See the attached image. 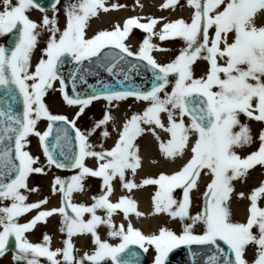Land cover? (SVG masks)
<instances>
[{
	"label": "snow or ice",
	"instance_id": "snow-or-ice-1",
	"mask_svg": "<svg viewBox=\"0 0 264 264\" xmlns=\"http://www.w3.org/2000/svg\"><path fill=\"white\" fill-rule=\"evenodd\" d=\"M186 4L192 9L189 19L164 22L159 31L156 26L164 18L147 17V22L141 23V18L133 16L125 19L122 27L117 24L112 30L89 36L91 18L124 5L108 0H64L61 5V0H49V6L44 7L38 0H0V36H14L9 47L0 45V257L9 251L10 238H14L15 264H41L40 258L47 264H141L140 254L130 246L143 254L153 250L152 264H167L173 250L192 245L207 250L202 264H264V207L258 205L264 199V181L250 193L235 188V182L243 183L250 170L264 168V0H186ZM177 6L179 0H166L161 5L164 9ZM61 7L63 28L59 26ZM33 9L42 13L39 22L28 15ZM133 29L146 34L135 51L125 43ZM44 32L48 33L45 45L33 64ZM153 36L161 42L179 38L183 46L169 62L160 63L151 53L171 49L153 44ZM85 61L109 73L125 66L128 72L138 73L144 67L151 73V87L144 91L103 90L82 98L76 92V80L84 79L79 73L89 71L83 66ZM197 61L205 62L204 73L198 77L193 70ZM66 62L76 66L70 72L71 96L65 91L61 74ZM56 81L63 101L78 106L71 119L53 114L44 102L49 90H56ZM129 97L145 102L146 107L127 117L118 128L108 110L87 131L76 126L93 101L103 99L112 106ZM17 99L22 102L20 114L12 109ZM41 120L47 122L43 132L38 130ZM252 121L261 125L255 135L249 123ZM109 122L117 133L113 145L105 149L102 144L90 143L89 137L97 129H102V138L109 137L104 127ZM56 124L59 127L55 128L51 148H60L62 159L50 150L48 142ZM161 132L167 139L161 138ZM146 133L157 141L164 159L180 158L183 163L171 173L161 171L136 182L134 177L142 168L136 140ZM30 136L38 138L45 164L26 150ZM73 140L75 152L70 147ZM253 145L254 150L240 154ZM89 158L94 160V167L87 166ZM46 167L71 169L74 174L52 179L50 192L59 195V207L42 210L49 197L29 203L23 192L39 191L29 188L28 180L32 174H44ZM202 176L207 180L200 192ZM88 177L100 179V194L92 195L91 203L74 202L73 194L85 191ZM117 180L127 193L152 186V211L148 215L165 214L179 220L181 231L161 226L158 232L145 234L134 227L129 215L141 218L145 213L137 210L136 201L128 194L111 199ZM177 190L180 198L175 195ZM193 192L201 199L195 213L191 211ZM233 196L249 201L244 222L232 219ZM33 210L36 215L19 222ZM120 213L127 224L113 222V216ZM53 215L59 216V230L66 237L63 246L53 250L47 233L42 243L30 242L25 234ZM100 226L106 227L108 238L118 242L102 239ZM77 236L90 237L91 251L76 255L79 249L73 237ZM250 247L254 249L251 261L247 258Z\"/></svg>",
	"mask_w": 264,
	"mask_h": 264
},
{
	"label": "bare ground",
	"instance_id": "bare-ground-1",
	"mask_svg": "<svg viewBox=\"0 0 264 264\" xmlns=\"http://www.w3.org/2000/svg\"><path fill=\"white\" fill-rule=\"evenodd\" d=\"M109 3H116L117 5H124V7H118L115 10H110L107 13H99L98 17L91 18L89 21V27L87 29L88 35L91 36L96 31L99 30H105V27L109 26L111 28L112 22L110 20H117L119 22L122 21L124 17L133 16L136 15L137 17H142L143 21H146L147 17H160L164 18L161 23L174 20L175 18H184L187 19L188 13H189V7L186 4V0L183 4H181V0H179V6L175 8H167L164 9L161 7L163 3L162 0H108ZM133 3V7L132 4ZM131 4V6H130ZM62 5V3H61ZM142 5V6H141ZM30 18L34 21H40L42 14H36L34 12L28 13ZM50 14V13H49ZM110 22V23H109ZM65 23V18L63 15V10L61 7V12L59 14V26L63 28ZM161 24V25H162ZM160 24L157 25L159 27ZM113 26H115L113 24ZM48 35L47 32L42 33L41 37L39 38L44 39ZM178 39V38H177ZM177 39L172 40V42L176 41ZM125 43H128L133 50L137 48V42L135 38H132L131 35H129ZM44 46H38L36 52L33 55V60L35 57L38 58L40 54V49H42ZM171 48L176 50V48H180L179 46L176 47L175 44H171ZM170 48V49H171ZM170 52H165L163 54L162 52L156 51L152 55L155 57V59L160 63H166L169 62L170 59L174 58V56ZM168 56V57H167ZM198 67L201 68V71L204 72L205 68V62L204 61H197L194 66V74L195 76H199L198 74ZM199 68V69H200ZM197 72V73H195ZM201 74V72H200ZM170 91V89H168ZM52 96L50 100H53V102H56L54 98V95L51 93L49 94ZM95 105V109H94ZM129 105V107H127ZM91 108H93L94 112L88 116L86 111L81 119V125L83 124L82 131H87L88 129L92 128L95 121L102 118L103 113L105 110L110 111L111 115L114 117L115 121V127L118 128L122 122L127 118L130 117L133 113L142 112L144 107H146L145 102L143 101H137L136 99H125L119 102H113L112 106H109L106 101L103 99L97 100L94 102V104H91ZM90 108V109H91ZM242 122H245L246 119L241 117ZM166 122V118H165ZM250 127L252 129L253 134L255 135L257 130L261 127L259 122H249ZM40 127V126H39ZM107 128V131L110 133L109 137L102 138L100 135V131L102 129H97L90 137L89 142L90 143H96L101 142L103 147L105 149L110 148L113 145L114 139L116 138V131H113V123L109 122L108 125L104 126ZM162 139H167L166 134L160 133ZM33 137L30 136L28 138L29 143L34 146L33 143ZM136 143L139 145L140 155L142 157V168L137 171L136 176L134 177L136 182H139L142 178L146 176H155L159 172L163 171L166 173H171L175 170H177L183 163V161L180 158H176L173 160H166L162 157V155L159 152L158 143L154 139V137L150 133H146L143 136L139 137L136 140ZM94 145V144H93ZM256 145H253L252 148H254ZM99 147H97L98 149ZM251 148V149H252ZM249 148H245L241 150L242 154H246L247 151L251 150ZM245 152V153H244ZM155 161V163H153ZM86 164L89 167H94L95 162L93 159L89 158L86 160ZM259 167H255L254 169L250 170L246 180L241 183L239 181L235 182V188L236 191H247V189L252 190L253 188L259 186L260 182L263 181L262 173L258 171ZM37 180L34 181L35 185L38 187L39 191L36 193L26 192L24 195L28 197L27 202L32 203L36 202L39 199L47 196L49 197V203L47 205L42 206V210L49 209L52 207H59V195H51L50 188H51V181L55 177H50L46 172L44 174H38ZM94 178V177H93ZM131 178V177H130ZM99 179V178H96ZM206 177H201L199 184H200V190L203 187V183L205 182ZM29 181V180H28ZM93 187V185H91ZM247 189H244L246 188ZM114 194L111 197L113 201L118 199L120 195L128 194L132 197L133 200L137 203V210L140 212L145 213L144 217L137 218L134 214L129 215V220L133 224L134 227L141 229L145 234H150L155 232V230H158L161 226H167L169 223H166L167 221H163L164 219L167 220V215L160 214V215H148L152 211V205H151V194L154 191V188L152 186H147L141 189H134L131 193H127L126 190H121L119 186V182L114 181ZM91 189V188H90ZM89 188H85V191L83 192H76L73 194L74 202L77 203H91L90 197L92 196V192H95V188L93 187L92 192H90ZM98 190V189H97ZM23 191V190H22ZM100 194V193H98ZM193 204L191 211L195 213L199 206H200V194L197 192H193ZM7 203V201H5ZM248 204V201L245 199H238L236 196H233V199L231 201V212H232V219L236 222H240L245 218L247 212L246 205ZM98 215H103L102 212L97 213ZM33 215H36V210H33L25 215H23L19 222L25 223L29 219L33 217ZM113 222L116 224L125 223L127 224L128 221H125L123 219V214H117L113 216ZM163 219V220H162ZM177 223V220H176ZM151 227V228H149ZM181 227V224L179 223V226ZM59 216L53 215L52 217L47 219V222H39L35 228L26 233V237L30 242L35 243H42V236L44 233H47L51 237V245L50 247L54 250L58 247H62V240L65 237L64 234H62L59 230ZM98 232L102 239H109L110 243H114L115 240H111L107 237V229L104 226H100L98 228ZM73 243L77 249H79V252L76 253V255H83L85 251H91L92 245L90 243V237L88 236H77L73 237ZM247 258L251 261L254 259V249L249 248L247 252ZM41 264H47V261L45 258H40ZM0 264H15V262L12 259V252L9 250L3 257H0ZM110 264V261H109Z\"/></svg>",
	"mask_w": 264,
	"mask_h": 264
},
{
	"label": "rangeland",
	"instance_id": "rangeland-1",
	"mask_svg": "<svg viewBox=\"0 0 264 264\" xmlns=\"http://www.w3.org/2000/svg\"><path fill=\"white\" fill-rule=\"evenodd\" d=\"M184 1L185 0H183L182 2L184 3ZM63 2H64V0H61V3L63 4ZM133 3H132V6H131V4H130V6L131 7H133ZM191 11H192V9L190 8V10H189V13H188V17H187V19L186 20H188L189 19V17H190V13H191ZM154 18H157V19H160V17H154ZM115 21H116V23L118 22L117 20H110V22H114L115 23ZM161 21H163V20H161ZM109 22V23H110ZM119 24V23H118ZM112 28H113V24H112V26H111V28H109V26L107 27H105V29H107V30H112ZM156 31H159V29L158 28H156L155 29ZM131 36H132V38H135L136 39V42H137V48L135 49V50H137L138 49V46H139V44L142 42V40H143V38H144V36L146 35L142 30H138V29H133L132 31H131ZM173 40V39H172ZM172 40H170V41H168V40H166V41H163V42H161L159 39H158V37H156V36H153L152 37V43L153 44H156V45H158L159 46V48H161V49H170L171 48V44H175V46L176 47H182L183 46V41L182 40H180L179 38L176 40V41H174V42H172ZM126 42V41H125ZM126 44H128V43H126ZM44 46L45 45V40L44 39H41L40 40V44H39V46ZM129 45V44H128ZM133 50V49H132ZM135 50H133V51H135ZM177 50H178V48H176V50H174V49H172L171 48V51H169L170 52V54H167V55H171V53L173 54V55H175V54H177ZM154 52H156V51H153L152 53H154ZM159 52H162L163 54H165V52H168V51H159ZM168 57V56H167ZM200 62V61H199ZM200 67H198V74H199V76L200 75H202L204 72H202L201 71V68L199 69ZM204 70H205V68H204ZM200 72H201V74H200ZM195 73H197V72H195ZM171 81H172V83H174V76L171 78ZM54 83H56V82H54ZM169 89H170V87H169ZM53 94L54 95V98L53 99H55V101L56 102H53V100H50L51 98H52V96H50L49 94ZM44 102L46 103V105H47V107L49 108V110L53 113V114H62V115H65V116H67V117H69L70 119L75 115V113L78 111V106H68L64 101H62L60 98H58V96H57V94H56V92H54L53 90H49V92L46 94V96L44 97ZM92 104H94V103H92ZM92 106L91 105H89L88 107H86L85 108V110H84V113L86 112V111H88L87 112V115L88 116H90L93 112H94V110H93V108H91ZM127 107H129V105H127ZM91 108V109H90ZM94 109H95V105H94ZM83 113V114H84ZM82 114V115H83ZM80 119H81V116L79 117V119H77V121H76V126L78 127V128H80L81 129V131H82V127H83V124L81 125V122H80ZM187 119V118H186ZM46 124H47V122L46 121H44V120H41L39 123H38V130L39 131H41V132H43L44 131V128L46 127ZM40 126V127H39ZM90 141V140H89ZM33 143H34V146H32L30 143L28 144V147H27V149L26 150H28L33 156H35V157H39V160H40V163L41 164H45L46 163V161H45V157H44V155H43V150H42V148L39 146V141H38V138L37 137H33ZM94 145H96V146H99V145H101V142H96V143H93ZM97 150H99V148L97 149ZM258 171L259 172H261V173H264V168H261V167H259V169H258ZM45 172L48 174V175H50V177H53V176H59V177H61V178H67V177H70L71 175H73L74 174V170H71V169H67V170H61V169H57V168H55V167H51V168H45ZM38 174H32L30 177H29V181H28V185H29V188H32V187H36V188H38L36 185H35V182L34 181H36L37 180V176ZM100 184H101V181H100V179H96V178H93V177H88V178H86V180L84 181V185H85V188H91L90 189V192H92V188L94 187L95 188V192H92V195H98V193H100ZM91 185H93V187H91ZM98 189V190H97ZM204 190V184H203V187H202V189L200 190V192H202ZM26 192H23V194H25ZM31 193H36V192H31ZM175 195H176V197L177 198H180V196H181V192H180V190H177L176 191V193H175ZM8 203V202H7ZM200 204H201V200H200ZM260 205H261V202H260ZM163 215V214H162ZM167 217V220H163V221H167L166 223H169L166 227H168V228H170L171 230H173L174 232H177V233H179L180 231H177L176 230V227L177 226H179V220H177V223H176V220H172V219H170L168 216H166ZM244 219V218H243ZM239 222V221H238ZM240 222H244V220H242V221H240ZM149 228H151V227H149ZM160 228V227H159ZM198 231V230H197ZM155 232H158V230H155ZM11 240H12V243H11V248H14L15 247V242H14V238H10ZM118 241H115L114 243H117ZM10 248V247H9ZM10 248V249H11ZM153 255H154V252H153V250H149V252L146 254V260H145V262H144V264H151L152 263V257H153Z\"/></svg>",
	"mask_w": 264,
	"mask_h": 264
},
{
	"label": "water",
	"instance_id": "water-1",
	"mask_svg": "<svg viewBox=\"0 0 264 264\" xmlns=\"http://www.w3.org/2000/svg\"><path fill=\"white\" fill-rule=\"evenodd\" d=\"M40 1H44L45 4H49V0H40ZM10 43H12V40L10 41ZM75 65H69L67 63L64 64V66L61 68V74L65 79V91L68 93L69 92V87L72 86L73 80L72 77L70 76V72L75 70ZM152 82V76L149 79ZM152 84V83H151ZM151 87V86H150ZM149 87V89H150ZM2 91V90H0ZM0 107H3L2 102H0ZM12 109L17 112V114H20L22 112V103L19 99L16 100L15 103L12 104ZM53 131L52 133H50L49 137H48V142L50 145L53 144L54 139H53Z\"/></svg>",
	"mask_w": 264,
	"mask_h": 264
}]
</instances>
